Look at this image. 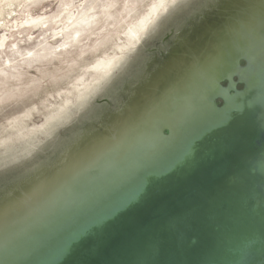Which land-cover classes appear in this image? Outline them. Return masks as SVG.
<instances>
[{
  "label": "water",
  "instance_id": "95a60500",
  "mask_svg": "<svg viewBox=\"0 0 264 264\" xmlns=\"http://www.w3.org/2000/svg\"><path fill=\"white\" fill-rule=\"evenodd\" d=\"M0 264H264V0H80L33 40L0 73Z\"/></svg>",
  "mask_w": 264,
  "mask_h": 264
},
{
  "label": "rangeland",
  "instance_id": "374dc122",
  "mask_svg": "<svg viewBox=\"0 0 264 264\" xmlns=\"http://www.w3.org/2000/svg\"><path fill=\"white\" fill-rule=\"evenodd\" d=\"M80 0H0V73L30 43L61 30L67 10Z\"/></svg>",
  "mask_w": 264,
  "mask_h": 264
},
{
  "label": "flooded vegetation",
  "instance_id": "af4514ba",
  "mask_svg": "<svg viewBox=\"0 0 264 264\" xmlns=\"http://www.w3.org/2000/svg\"><path fill=\"white\" fill-rule=\"evenodd\" d=\"M208 41H209V42H208ZM208 41H207V43H208V45H210V44H209V43H210V40H208ZM212 42H214V41H212ZM174 43H175V42H174ZM174 43H172V46H173ZM172 46H171V47H172ZM174 47H175V46H174ZM193 50H195V49L193 48ZM211 50H212V48H208L207 50L203 49V50H200L199 52H200V53H206V56H207V55H209V53L211 52ZM173 51H174V50H173ZM173 51H172V52H173ZM176 51H177V48H176ZM220 51H221V50H220ZM169 56H170V55H169ZM234 80L237 81V78H235ZM237 88H238V89H242L243 86L238 85ZM218 106H219V107H222V106H223V102H222L220 99H219V101H218Z\"/></svg>",
  "mask_w": 264,
  "mask_h": 264
}]
</instances>
